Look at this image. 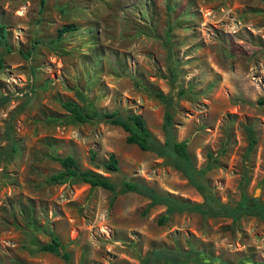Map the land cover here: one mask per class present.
<instances>
[{
	"label": "rangeland",
	"instance_id": "rangeland-1",
	"mask_svg": "<svg viewBox=\"0 0 264 264\" xmlns=\"http://www.w3.org/2000/svg\"><path fill=\"white\" fill-rule=\"evenodd\" d=\"M0 25V98L10 97L0 104V264H68L41 249L53 236L70 264H141L163 248L197 251L176 264H264L261 217L185 211L161 225L165 205L121 191L133 181L221 205L244 189L264 204V0H0ZM157 92L172 99L174 139L196 169L211 163L204 189L121 126L80 123L64 108L141 115L164 142ZM68 155L117 191L51 180L55 157Z\"/></svg>",
	"mask_w": 264,
	"mask_h": 264
},
{
	"label": "trees",
	"instance_id": "trees-1",
	"mask_svg": "<svg viewBox=\"0 0 264 264\" xmlns=\"http://www.w3.org/2000/svg\"><path fill=\"white\" fill-rule=\"evenodd\" d=\"M74 25H64L58 30V37L63 36L65 32L73 31ZM7 30L5 26L0 25V40L6 43ZM162 102L165 103L166 112L163 123L165 132L164 142L158 141L146 127L145 121L141 115L129 114L122 115L118 111L100 112L92 108L91 104L84 106L77 101H67L64 103V108L75 118V121L80 123L91 122L94 120L106 121L114 125L121 126L128 132L127 142L136 144L143 151H152L161 156H170L174 160L177 169L184 172L190 182L199 187L206 188V185L199 183L198 179L205 171L211 168L209 162L203 169H196L190 154L187 150L185 141L179 142L174 139L173 135V101L164 95L162 92L155 94ZM9 96L3 95L0 98V104L9 100ZM253 142L249 144L248 151H251ZM62 166V169L54 173L51 180L60 184L67 179H77L90 184L93 187L101 186L105 189L116 192L118 186L114 184L109 177H106L99 172L91 169H82L77 160L72 156L55 157ZM106 168L112 172L119 170L118 160L111 156L110 161L105 164ZM122 192L134 191L140 193L150 199V206L165 205L166 211L159 217V224H164L173 214L191 211L201 214L204 217H227L238 219L243 216H257L264 219V204L256 197L249 196L243 189L241 198L238 201H229L225 204H215L208 194H204V201L201 203H192L185 201L171 194H161L153 188H149L133 181H126L121 188ZM57 236H53L51 241L42 245L41 249L46 252H53L61 255L68 264L70 261L69 255L62 250V244ZM197 251L176 250V253L169 249H154L147 255L141 264H159V263H187L192 261L197 256Z\"/></svg>",
	"mask_w": 264,
	"mask_h": 264
},
{
	"label": "water",
	"instance_id": "water-1",
	"mask_svg": "<svg viewBox=\"0 0 264 264\" xmlns=\"http://www.w3.org/2000/svg\"><path fill=\"white\" fill-rule=\"evenodd\" d=\"M255 195H256V197H258V195H259V194H258V192H256V194H255Z\"/></svg>",
	"mask_w": 264,
	"mask_h": 264
}]
</instances>
